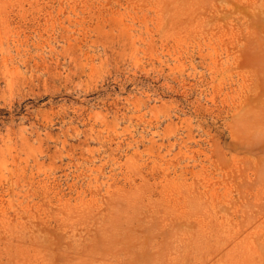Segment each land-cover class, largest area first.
I'll list each match as a JSON object with an SVG mask.
<instances>
[{"label": "rangeland", "instance_id": "obj_1", "mask_svg": "<svg viewBox=\"0 0 264 264\" xmlns=\"http://www.w3.org/2000/svg\"><path fill=\"white\" fill-rule=\"evenodd\" d=\"M0 264H264V0H0Z\"/></svg>", "mask_w": 264, "mask_h": 264}]
</instances>
